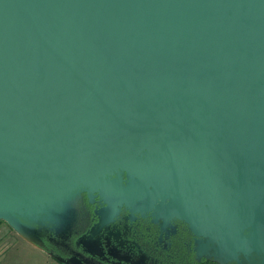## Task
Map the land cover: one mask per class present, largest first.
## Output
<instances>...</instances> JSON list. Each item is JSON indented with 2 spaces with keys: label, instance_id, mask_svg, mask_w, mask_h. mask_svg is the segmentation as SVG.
Here are the masks:
<instances>
[{
  "label": "water",
  "instance_id": "95a60500",
  "mask_svg": "<svg viewBox=\"0 0 264 264\" xmlns=\"http://www.w3.org/2000/svg\"><path fill=\"white\" fill-rule=\"evenodd\" d=\"M82 193L91 255L123 207L264 264V0H0V220L60 245Z\"/></svg>",
  "mask_w": 264,
  "mask_h": 264
},
{
  "label": "trees",
  "instance_id": "16d2710c",
  "mask_svg": "<svg viewBox=\"0 0 264 264\" xmlns=\"http://www.w3.org/2000/svg\"><path fill=\"white\" fill-rule=\"evenodd\" d=\"M92 217L95 220L94 222L96 223V216H92ZM138 217L143 218L144 220H145V218L149 219L148 225L145 228L142 227V229L145 232H147L144 234V236H146L145 238H147V240H148L147 245H148L149 250L146 249L144 246H141L131 236V232L128 230L131 228V226H130V228H128L126 225L119 224L117 219H115V220L113 219L111 222H109L107 224L106 227L102 228L104 234L110 233V236L114 237V239L111 237L110 242L108 244H106L107 247L111 248L112 252H117V249H119L121 246H124L123 249H126L127 251H129L133 255L134 258L138 257L139 255H144L146 257V259H148V258L153 259L156 264H157V262L160 263L159 259L161 257L171 258V259H173L175 264H218L216 261H213L211 259H206L203 257L200 259L195 258L194 251L192 249V247H193L192 234L189 231H188L189 232L188 235L190 238L189 242L184 244L183 247H180V244H177V241L173 242L172 239H170V237L168 236V233H163V230L160 229L159 225L152 222L150 220V218L143 217V216L142 217L138 216ZM126 218L129 219L130 221H133L135 219V218L130 219L128 216ZM0 221H2V220H0ZM117 225H119V226L117 227ZM112 226H114L116 228L115 231L113 230L114 228ZM70 237H73V241H74L75 245H77L81 248L82 253L84 252L85 254H88L90 257H97L98 262H95V261H92L90 259L85 258L84 264H115L113 261H121L118 264H132L133 263V261H131L130 259H121L120 260L117 257H115V256L113 257L110 255L98 256V255L89 254L88 252L83 250V248L80 244H77V239L80 236H78V234L76 233V231H74V229H73V232L71 233ZM124 237H125V239H124ZM122 239L124 240L125 244L122 243ZM103 243L105 244V242H103ZM45 245H46L44 248L45 251H52L53 252L52 249L55 247L54 252H58L57 248H59L58 247L59 245H55V244L50 243L48 241H45ZM51 247H52V249H51ZM54 252H53V254H56ZM150 252H152V253H150ZM78 253L83 256L82 253H80V252H78ZM56 255H60V254H56ZM60 256H62V255H60ZM56 261L59 262L58 260H56ZM59 263L64 264L62 262H59ZM135 264H137V263L135 262Z\"/></svg>",
  "mask_w": 264,
  "mask_h": 264
},
{
  "label": "flooded vegetation",
  "instance_id": "af4514ba",
  "mask_svg": "<svg viewBox=\"0 0 264 264\" xmlns=\"http://www.w3.org/2000/svg\"><path fill=\"white\" fill-rule=\"evenodd\" d=\"M104 206L102 202H94V203H89L87 197L85 196L84 193L81 194V197L77 200L76 202V216L77 222L74 226V231L78 234V236H81L82 239L87 240L90 232L88 231L92 225L95 223L94 219L92 216H97L94 214L93 210L95 207L100 208ZM114 217V220L117 219L119 224L126 225L130 232L131 236L141 245L144 246L146 249H148V240L144 236L145 232L142 227H146L148 225L149 219L145 218H140L138 216H152L149 213L145 215H141L140 213H135L132 216H137L133 221H130L127 219V216H130L128 211L125 208H121L118 213H116ZM119 225H117L118 227ZM114 231L116 228L112 226ZM163 233H168V236L170 239H172L173 242L177 241V244H180V247H183L184 244L189 242V235H188V230L184 226V224L179 221V220H171L169 225L166 226V229L163 230ZM125 239V237H124ZM122 243L125 244L124 240L122 239ZM121 246V245H120ZM57 248L58 252H54V248L51 249L53 250L54 253L62 255L64 258H69L71 256H74V259H77L80 264H84V259H90L92 261L98 262L97 257H90L88 254H85L84 252L82 253V250L79 246L75 245L73 241V237L68 236L66 239H64V243L60 244ZM124 246H121L119 249H117V254L130 260L135 261L136 263L139 264H156L155 261L151 258L146 259L144 255H139L138 257H133V255L127 251L126 249H123ZM149 250V249H148ZM78 252L82 253L80 255ZM153 252V251H152ZM150 252V253H152ZM155 256V255H154ZM152 257V256H151ZM160 263L157 262V264H175L173 259L168 258V257H161L159 259ZM115 264L120 263L121 261H113ZM86 263V262H85Z\"/></svg>",
  "mask_w": 264,
  "mask_h": 264
},
{
  "label": "rangeland",
  "instance_id": "374dc122",
  "mask_svg": "<svg viewBox=\"0 0 264 264\" xmlns=\"http://www.w3.org/2000/svg\"><path fill=\"white\" fill-rule=\"evenodd\" d=\"M24 240L6 222L0 221V264H50L48 260L54 259V257L65 260L64 257L45 251ZM70 261L74 263L77 259H71Z\"/></svg>",
  "mask_w": 264,
  "mask_h": 264
},
{
  "label": "crops",
  "instance_id": "0c3cea01",
  "mask_svg": "<svg viewBox=\"0 0 264 264\" xmlns=\"http://www.w3.org/2000/svg\"><path fill=\"white\" fill-rule=\"evenodd\" d=\"M114 215V214H113ZM112 214H109V213H107V214H101V216H113ZM107 217V218H108ZM18 241V240H17ZM17 241H16V244H17ZM25 241V240H24ZM43 251V250H42ZM4 257V256H3ZM49 257V256H48ZM1 261V260H0ZM49 262H50V264H61V263H59V262H57L55 259H49L48 260Z\"/></svg>",
  "mask_w": 264,
  "mask_h": 264
}]
</instances>
